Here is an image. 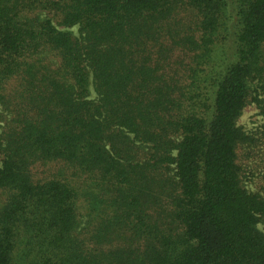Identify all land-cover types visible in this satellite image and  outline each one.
I'll return each mask as SVG.
<instances>
[{
	"label": "trees",
	"instance_id": "obj_1",
	"mask_svg": "<svg viewBox=\"0 0 264 264\" xmlns=\"http://www.w3.org/2000/svg\"><path fill=\"white\" fill-rule=\"evenodd\" d=\"M250 104L264 0H0V264H264Z\"/></svg>",
	"mask_w": 264,
	"mask_h": 264
},
{
	"label": "rangeland",
	"instance_id": "obj_2",
	"mask_svg": "<svg viewBox=\"0 0 264 264\" xmlns=\"http://www.w3.org/2000/svg\"><path fill=\"white\" fill-rule=\"evenodd\" d=\"M77 34V28H72ZM239 124L249 132L257 130V128L264 127V115L260 112V109L256 104L248 105L242 116L239 118ZM65 170V166H61L60 163H50L46 165H37L33 167V175L36 180L43 178H53L55 176H60ZM263 178L261 177H248L246 179L247 187L251 190H259L260 186L264 184ZM6 197L3 191H0V199L4 200Z\"/></svg>",
	"mask_w": 264,
	"mask_h": 264
}]
</instances>
